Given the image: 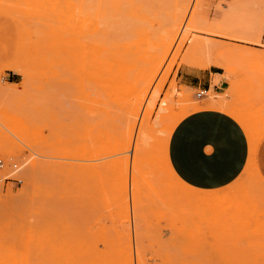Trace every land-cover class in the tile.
<instances>
[{
	"label": "rangeland",
	"instance_id": "374dc122",
	"mask_svg": "<svg viewBox=\"0 0 264 264\" xmlns=\"http://www.w3.org/2000/svg\"><path fill=\"white\" fill-rule=\"evenodd\" d=\"M227 2L0 0V264H264V0ZM212 66L201 101L180 74ZM205 108L258 146L220 190L169 158Z\"/></svg>",
	"mask_w": 264,
	"mask_h": 264
},
{
	"label": "crops",
	"instance_id": "0c3cea01",
	"mask_svg": "<svg viewBox=\"0 0 264 264\" xmlns=\"http://www.w3.org/2000/svg\"><path fill=\"white\" fill-rule=\"evenodd\" d=\"M223 72L218 66L180 74L183 83L200 89L211 88L217 75ZM228 81L214 84L222 93ZM207 96L201 101H207ZM244 121L215 108L193 111L183 117L174 128L169 141V158L177 175L189 186L199 190H220L233 184L250 162L255 161L256 150L245 128ZM261 177L264 180V139L258 152ZM260 172V171H259Z\"/></svg>",
	"mask_w": 264,
	"mask_h": 264
},
{
	"label": "bare ground",
	"instance_id": "6f19581e",
	"mask_svg": "<svg viewBox=\"0 0 264 264\" xmlns=\"http://www.w3.org/2000/svg\"><path fill=\"white\" fill-rule=\"evenodd\" d=\"M249 3H250V0H235V1H232V2H230V0H228V2H227V5H228V7L229 8H231V9H235V10H244V11H247L248 10V6H249ZM253 3V2H252ZM251 3V4H252ZM107 14V13H106ZM104 18V17H103ZM227 19V18H226ZM102 20V19H101ZM105 23V22H104ZM104 23H102V24H104ZM108 24V23H107ZM113 24H114V22H113ZM117 26V25H116ZM109 27V26H108ZM106 28V27H105ZM113 28V27H112ZM107 29V28H106ZM111 29V28H110ZM109 29V30H110ZM117 29V28H116ZM111 30H113V29H111ZM115 50V49H114ZM116 50H117V48H116ZM109 57H110V55H109ZM108 57V58H109ZM115 60H117V58L115 59ZM210 59H209V56H204V57H201L200 59H198V61L196 62L197 63V65L198 66H202V67H209V66H211V64H210ZM263 134H264V131H263ZM260 135V137H261V133L259 134ZM259 137V136H258ZM257 137V138H258ZM261 139V138H260ZM257 141V140H256ZM255 144H256V142H255ZM256 146V145H255ZM256 148V147H255ZM255 162V161H254ZM251 165V164H250ZM258 174H259V172H258ZM260 177H261V175H260ZM262 178V177H261ZM108 254V253H107ZM103 264V263H102Z\"/></svg>",
	"mask_w": 264,
	"mask_h": 264
},
{
	"label": "built area",
	"instance_id": "2783aa9c",
	"mask_svg": "<svg viewBox=\"0 0 264 264\" xmlns=\"http://www.w3.org/2000/svg\"><path fill=\"white\" fill-rule=\"evenodd\" d=\"M212 88H200L198 89V91L196 92L197 96L198 97H204V96H207V93H209V91L211 90ZM5 164L4 160L3 159H0V168L3 167ZM18 163H14L13 164V168L14 169H18Z\"/></svg>",
	"mask_w": 264,
	"mask_h": 264
}]
</instances>
